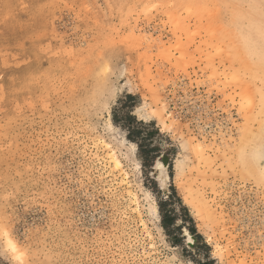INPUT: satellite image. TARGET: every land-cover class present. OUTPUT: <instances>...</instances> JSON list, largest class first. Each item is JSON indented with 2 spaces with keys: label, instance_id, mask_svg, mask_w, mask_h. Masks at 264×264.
I'll use <instances>...</instances> for the list:
<instances>
[{
  "label": "rangeland",
  "instance_id": "rangeland-1",
  "mask_svg": "<svg viewBox=\"0 0 264 264\" xmlns=\"http://www.w3.org/2000/svg\"><path fill=\"white\" fill-rule=\"evenodd\" d=\"M216 3L0 0V264H264V193L226 153L264 78Z\"/></svg>",
  "mask_w": 264,
  "mask_h": 264
},
{
  "label": "clouds",
  "instance_id": "clouds-1",
  "mask_svg": "<svg viewBox=\"0 0 264 264\" xmlns=\"http://www.w3.org/2000/svg\"><path fill=\"white\" fill-rule=\"evenodd\" d=\"M214 7L221 13L222 44L237 56L242 77L264 78V0H218ZM226 153L230 169L264 193V120L242 128Z\"/></svg>",
  "mask_w": 264,
  "mask_h": 264
},
{
  "label": "bare ground",
  "instance_id": "bare-ground-1",
  "mask_svg": "<svg viewBox=\"0 0 264 264\" xmlns=\"http://www.w3.org/2000/svg\"><path fill=\"white\" fill-rule=\"evenodd\" d=\"M109 129L113 130L111 126H109ZM150 176L158 183L161 190H166L168 188V162L166 161L163 153L160 154L154 161L150 170ZM184 236L187 237L189 241L195 239V237L187 229H184ZM8 245L13 252L17 250L10 238H8Z\"/></svg>",
  "mask_w": 264,
  "mask_h": 264
},
{
  "label": "trees",
  "instance_id": "trees-1",
  "mask_svg": "<svg viewBox=\"0 0 264 264\" xmlns=\"http://www.w3.org/2000/svg\"><path fill=\"white\" fill-rule=\"evenodd\" d=\"M188 231L192 234V235H195V231L192 227H188ZM195 237L199 240H201V237L199 235H195Z\"/></svg>",
  "mask_w": 264,
  "mask_h": 264
}]
</instances>
